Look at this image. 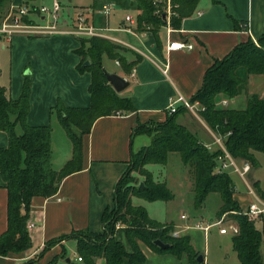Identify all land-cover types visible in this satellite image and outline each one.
<instances>
[{"label": "crops", "instance_id": "0c3cea01", "mask_svg": "<svg viewBox=\"0 0 264 264\" xmlns=\"http://www.w3.org/2000/svg\"><path fill=\"white\" fill-rule=\"evenodd\" d=\"M60 1L63 15L70 10L75 16L78 10L90 7L91 13L86 16L88 25L108 29L103 37L112 43L128 47L133 51L130 52L132 56L140 57L137 62L131 57L128 58L130 63L136 62L131 69H125L115 62L121 69L120 73L115 74L126 78L131 84L121 95L131 98L135 111L103 117L96 121L92 131L83 137L82 170L66 177L55 196L35 197L32 200L28 221L35 224L29 230L32 247L21 254L0 257V264H27L39 256L45 245L52 240L84 231L101 233L103 214L113 207L117 184L130 168L132 154L151 144L149 136L136 135L135 129L141 125L165 123L170 116L168 106L171 99H192L202 89L206 73L217 61L226 58L237 47L250 40L257 41L264 35V0H199L192 13L181 19L177 27L172 25V18L178 16L172 14L166 17L165 25L146 30L138 28L136 10H129L115 0H95L87 5L78 0ZM99 2H102L103 9L96 13L93 8ZM24 3L39 7L37 0H7L5 5L11 9ZM114 6L120 7L117 11L125 15L120 21L117 15L110 16ZM102 14L106 16L104 22L101 19ZM127 15L136 20L133 33L123 31L129 26L126 22ZM72 31L65 29L61 34L49 36L18 35L11 40L0 35L3 51L7 49L3 42L11 45V81L9 85L2 83L0 71V85L6 89L8 98L15 100L21 96L26 78H30V110L27 122L33 127L51 126L52 165L56 149L60 152L63 146L66 156L60 170L71 160L73 144L67 133L66 138L59 130V124H62L56 107L62 104L68 109H88L92 105L89 91L92 76L90 73L82 74L78 71L81 58L75 54V50L81 46V40L87 37L75 35ZM172 42L186 43L192 45L193 49L169 51L168 47ZM105 57L107 56L103 59ZM105 70L108 72L106 68ZM240 75L242 84L239 94L234 99L218 96L217 108L223 109V101H228L227 109L245 110L251 96L264 97V74L249 75L242 70ZM177 122L188 128L204 145L211 146L212 150L219 148L215 144L216 134L202 117L186 112L177 117ZM16 133L22 135L23 129L20 125L16 127ZM137 136H146L148 140H141L139 150L136 151L134 143ZM8 143V135L0 130V149L6 148ZM258 154L261 153H256V158ZM189 171L193 176L192 171ZM249 176L252 177V171ZM246 182L257 191L252 181ZM233 183L236 189L234 199L245 212L252 201L247 203L237 192L236 183ZM166 186L175 198L174 191L167 183ZM193 187L195 189V179ZM259 189L264 192L262 188ZM182 224L183 221L166 223L173 228ZM7 228L8 190L0 173V237ZM201 239H204L203 235L196 231L192 239L194 246ZM71 246L77 247L76 241L70 237L54 246L33 264H48L62 252V248ZM146 256L149 264L155 253L149 249Z\"/></svg>", "mask_w": 264, "mask_h": 264}, {"label": "trees", "instance_id": "16d2710c", "mask_svg": "<svg viewBox=\"0 0 264 264\" xmlns=\"http://www.w3.org/2000/svg\"><path fill=\"white\" fill-rule=\"evenodd\" d=\"M115 1L137 11L140 30L157 29L166 24L167 11L165 13L161 9L162 3L156 0ZM6 2L0 0V10L3 11ZM198 2L171 0L172 13L178 16L172 18V25L177 27L181 19L192 13ZM256 42L250 40L217 61L206 73L202 89L190 99L205 108L201 117L216 135L222 137L232 157L248 161L255 168L258 167L256 153L264 154V97L251 96L245 110L219 109L216 99L220 95L234 99L239 94L242 70L249 75L264 74V35ZM124 50L102 37L83 38L80 48L75 50V54L81 58L78 71L92 76L89 88L92 105L88 109H68L62 104L56 107L62 127L73 144V156L59 172L52 168L51 163V126L33 127L27 122L30 78H26L21 96L15 100L8 98L6 89L0 85V130L9 138L8 146L0 149V173L8 190V228L0 237V257L21 254L32 247L27 228L32 200L35 197L55 196L66 177L82 170L83 137L92 131L96 121L135 111L131 98L120 96L109 84L107 71L103 67L104 56L117 61L119 51ZM87 61L90 62L89 66L84 65ZM137 61H140V57ZM186 112L185 108H179L163 124L141 125L135 129L136 135L149 136L151 144L132 154L130 168L117 184L113 209L108 208L103 214L102 232L94 234L84 231L70 236L76 241L81 262L70 259L67 249L62 248V252L48 264H100L99 260L101 264H148L144 246L160 254L186 255L191 264H204L198 262L199 254L190 236L173 237L172 226L151 219L144 207L132 204L133 197L148 202H169L174 199L166 184L156 182L153 174L146 169L150 164L167 163L171 152L180 153L184 165L193 173L196 207H202L210 194H220L223 205L218 219L228 214V219L239 227V234L232 237V244L240 264H264V229L260 230L234 199L236 189L231 175L217 172L218 158L223 151L220 148L208 149L188 128L177 122V117ZM18 125L23 129L22 135L16 133ZM134 171L144 177L145 188L140 183L135 185L130 178ZM257 191L264 198V192L258 188ZM110 209L112 211L108 214ZM120 223L124 228L119 233L117 226ZM70 237L48 242L40 255L27 264H33ZM157 240L170 244L171 248H158L155 245Z\"/></svg>", "mask_w": 264, "mask_h": 264}, {"label": "rangeland", "instance_id": "374dc122", "mask_svg": "<svg viewBox=\"0 0 264 264\" xmlns=\"http://www.w3.org/2000/svg\"><path fill=\"white\" fill-rule=\"evenodd\" d=\"M54 0H37V4L39 7H42L43 5L52 7ZM60 1V0H59ZM77 1V0H76ZM81 4L87 5L90 3H93L95 0H78ZM99 1V0H98ZM61 3V1H60ZM162 7L166 13L168 10V0H161ZM66 5V3H65ZM30 8V16L28 18L27 22L34 23L36 25L42 23V19L39 16V7H33L27 3H24L23 5ZM62 6V5H61ZM113 8V7H112ZM120 7L114 6V10L111 13V17L113 15L118 16V21H120L121 17L125 16L124 13H121V11H117ZM16 8L7 7L4 6L3 11L0 10V27L6 20V18L9 16L11 11ZM96 13H100V10L103 9L102 2H99L95 8H93ZM116 9V10H115ZM132 10V9H129ZM63 7H62V16L58 23V28L61 31H64L65 29L68 31H72L77 26V14H82L84 17L89 16L91 13L90 7H85L77 11L76 15L73 16L70 13V10L67 11L66 14L63 15ZM173 17V16H172ZM87 19V18H86ZM101 19H106L105 15H101ZM27 20V19H26ZM101 20V21H102ZM103 22L101 24L103 25ZM120 25V24H119ZM114 27L113 25H111ZM118 26V25H117ZM18 35H15L16 37ZM24 37H27V35H23ZM13 37V38H14ZM105 38V37H102ZM106 39V38H105ZM4 45L7 46V49L5 51L2 50V45L0 43V71L2 73L1 82L5 85H9L11 81V60H10V50L11 45L10 43H7L6 41L3 42ZM117 44L123 48H125L124 51H119V58L117 61L111 60L107 57L103 59V66L108 70L110 73H120L121 69L116 65L115 62H117L119 65H121L123 68L130 69L133 62H129V57L133 59H137L138 57L132 56L130 52H133L128 47H125L121 44ZM87 47V46H86ZM125 92V91H124ZM120 96H122L120 94ZM185 114V113H182ZM191 115V113L189 112ZM57 119V118H56ZM57 122L59 123V120L57 119ZM59 130L62 132L63 136L67 138L65 130L62 128V126L59 124ZM148 140V137L146 136H137L135 138L134 143V149L137 151L139 150V142L141 140ZM62 150L59 152L58 149H56L55 152V161L54 165H52L53 169L60 170L64 166V151L63 146L61 147ZM215 150V148L213 149ZM258 167L255 169L253 166L252 170V177L247 176L246 179L240 178L237 174H231V177L233 181L237 185V192L243 196L247 200V203H250V200L253 202L254 197L250 194V188L246 181L250 182L252 181V185L256 188H262L264 190V154H258ZM252 165V164H251ZM146 169L150 171L153 176L156 178V182L160 183H167L172 191H174L175 198L172 201L165 202V201H156V202H148L145 199L139 198V197H133L132 198V204L134 206H142L144 207L149 217L159 223L166 224L167 222H182L180 217L183 214H186L191 217H200L205 216L206 218L210 219V221H215L218 217V213L223 205L222 198L220 194L213 193L211 194L205 204L198 208L195 206V195H194V179L193 176L189 171V168L186 167L182 161L181 154L178 152H171L168 155L167 163L165 164H150L146 166ZM130 178H132L135 185L144 183V177L141 176L140 173L134 171ZM251 180V181H250ZM257 180V181H255ZM261 186V187H260ZM251 195V196H250ZM113 209V208H112ZM112 209L108 212V214L111 213ZM181 227H184V225H180ZM179 226V227H180ZM177 226H175L176 228ZM257 227L262 230L263 224L258 223ZM124 226L120 223L117 226V230L120 233V231H123ZM174 230V228H173ZM196 231H186L184 232L180 237L183 236H190L193 239L194 233ZM201 235H203L204 239H201L196 246H193L195 250L198 252L199 255L204 256V264H240V261L238 259V256L236 252L233 249V244L231 237L232 235H220L217 228L212 229V231L209 234L201 232ZM144 251L146 253H149V248L147 246H144ZM68 256L73 261L75 259V255L80 256L77 253V247L71 246L67 247ZM154 252V251H152ZM155 253L154 258L150 261L149 264H191L188 257L186 255H183L182 257H178L176 255H173L171 253ZM262 254L264 257V247L262 248ZM199 257V256H198ZM98 263L101 264V261L99 260Z\"/></svg>", "mask_w": 264, "mask_h": 264}, {"label": "built area", "instance_id": "2783aa9c", "mask_svg": "<svg viewBox=\"0 0 264 264\" xmlns=\"http://www.w3.org/2000/svg\"><path fill=\"white\" fill-rule=\"evenodd\" d=\"M161 2V0H156ZM39 16L42 19L41 24H34L27 22L26 19L30 16V8L25 6H18L13 9L9 16L6 18L2 26L0 27V35L5 36L8 40H11L15 35H27V36H49L55 34H61L62 31L58 28V23L62 16V6L59 0H54L52 7L43 5L38 8ZM107 13V9L105 10ZM171 0H168L167 16L172 15ZM77 26L71 32L78 36L84 37H103V33L108 29L97 28L90 26L87 23L86 17L81 13L77 14ZM126 22L129 26L123 31L127 33H133V26L136 24V20L133 16L127 15ZM256 42V41H255ZM257 43V42H256ZM193 46L182 42H172L168 50H192ZM228 101H223L222 107L228 106ZM179 108H185L187 112L192 113L197 117H201V112L205 108L199 102H192L190 99L179 97L177 99H171L168 106V112L170 115L178 112ZM215 144L223 151V154L218 158V173L237 174L240 178L246 179L252 171V165L248 161H239L232 157L227 151L222 137L216 135ZM206 147L212 150L211 146ZM250 194L254 197V201L249 205L248 210L244 212L252 221L263 224L264 229V198L254 189L250 188ZM184 227L177 226L172 231V236L180 237L186 231H198L209 234L212 229L217 228L220 235H232L239 234V227L234 222L228 219V214L223 215L221 218H217L215 221L205 216L191 217L186 214L181 216ZM35 224L29 222L27 224L28 230H32ZM79 262L82 261L80 256H74Z\"/></svg>", "mask_w": 264, "mask_h": 264}, {"label": "water", "instance_id": "95a60500", "mask_svg": "<svg viewBox=\"0 0 264 264\" xmlns=\"http://www.w3.org/2000/svg\"><path fill=\"white\" fill-rule=\"evenodd\" d=\"M85 66H89L90 62L87 61L84 64ZM107 74V80L109 82V84L114 88V90L118 93V94H122L124 91H126L129 87H130V81L127 80L126 78H123L122 76L115 74V73H106ZM140 186L142 188H145L144 183H141ZM155 245L162 249V250H167L171 248L170 244H165L164 242H162L161 240H157L155 242ZM198 262L199 263H204V256L201 254L198 257ZM68 261H70V259H68Z\"/></svg>", "mask_w": 264, "mask_h": 264}]
</instances>
